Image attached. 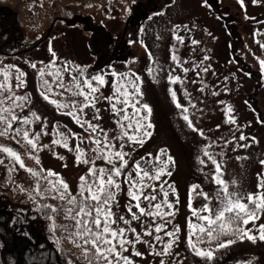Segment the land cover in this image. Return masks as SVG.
I'll return each mask as SVG.
<instances>
[{"label":"rangeland","instance_id":"rangeland-1","mask_svg":"<svg viewBox=\"0 0 264 264\" xmlns=\"http://www.w3.org/2000/svg\"><path fill=\"white\" fill-rule=\"evenodd\" d=\"M8 8L16 12V18L7 13ZM37 11H31L25 0H0V69L13 66L11 93L28 97L14 114L33 119L30 126L13 122V128L27 127L30 136L40 133L36 150L12 131L0 135V146L13 149L25 166L21 168L19 161L0 150L3 161L0 209L10 211L14 231L30 238L33 231L42 233L56 247L65 246L72 259L88 264L81 247L78 253L83 242L69 235L73 228L65 214L43 217L37 212L38 204L56 205L61 200L43 192L48 186L45 181H41L38 192V177L27 171L46 174L44 170H52L75 194L81 176H87L92 166L80 161L94 160L97 168L112 167L105 160L97 159V153L92 151L96 145L89 139L92 132L88 124L81 127L66 114L72 108H58L50 102L53 99L58 103L80 102L83 98L63 89L62 95L54 89L47 100L40 94L43 89L38 72L55 60L57 66L84 69L87 77L104 76V85L93 82L98 87L95 107H87L83 113L75 111L82 122L98 126L95 136L103 140L107 133L112 151L127 153L125 173L131 172L139 180L135 164L140 162L152 174V165L141 158H147L150 153L154 162L161 149L172 158L168 167L171 175L162 176L160 181H144L153 185L143 190L144 195L155 190L157 200L162 201L160 185L163 183L164 190L169 192L168 201L174 205L171 210L174 214L166 217L167 227L160 233L154 231L155 225L162 223L160 218L156 217L153 223L152 217L140 215L134 206L132 212L140 215V219L132 220L127 207L136 201L128 195L127 177L122 174L115 178L120 189L116 190L115 202L111 205L117 220L113 227L125 228L128 239H134L131 233L134 228L141 240L125 245L127 250L117 249L123 256L132 264H161V261L163 264H264V240L259 238L221 236L215 242L205 238L198 248L210 249L212 258L196 255L190 247L195 237L193 241L188 240L189 221L195 222L192 210L200 212L208 207L214 214L219 207L213 160L220 164V178L228 184V191L238 194L250 206L251 201L246 197L257 193L258 182L264 180V0H45ZM69 23L77 25L83 35L69 31L66 45L62 30ZM193 40L197 43L193 44ZM44 42L46 51L42 48ZM170 53L176 56L175 60L170 58ZM17 68L25 74L26 81V86L19 89L15 79ZM121 75L139 78L141 94L135 98L137 107L147 104L151 109L146 121L152 125L148 129L151 136L144 137L143 144L133 143L126 137L114 139L122 135L117 123L121 117L110 107L115 101L103 97L113 94L115 81ZM64 82L69 83L67 73ZM11 93L3 92L0 100H6ZM116 103L117 109L123 107ZM132 111L128 109L129 114ZM32 113L41 119L35 120ZM185 115L189 120L183 118ZM3 130L4 126L0 125V132ZM61 133L67 137L72 150L62 146L64 141L61 145L52 143L61 138ZM241 136L245 139L241 140ZM77 145L83 152L79 159ZM117 166H120L118 161ZM201 193L209 198L206 200ZM140 205L147 210L148 201L141 197ZM161 211L169 209L162 207ZM120 216L131 223L124 224ZM53 223L57 226L55 231ZM260 225H264V212L254 222L241 227L250 229L258 237ZM177 228L179 231L174 237L164 235L165 231ZM149 230L152 235H148ZM156 235L164 243L156 241ZM228 239L235 242L224 248L218 246ZM169 240L173 246L169 254H163L164 244ZM1 254L0 245V264Z\"/></svg>","mask_w":264,"mask_h":264},{"label":"snow or ice","instance_id":"snow-or-ice-1","mask_svg":"<svg viewBox=\"0 0 264 264\" xmlns=\"http://www.w3.org/2000/svg\"><path fill=\"white\" fill-rule=\"evenodd\" d=\"M180 43H183V37H180ZM193 44L197 43L195 40L192 41ZM174 47V46H173ZM55 55V53H53ZM170 58L175 60L176 56L170 53ZM264 63V61H262ZM32 68H36V64L31 65ZM13 66L9 65L3 69H0V94L5 91L11 93V71ZM207 69H205L206 71ZM17 81L16 87L22 88L26 86V81L23 79L25 74L18 68L15 70ZM151 71V69H149ZM67 73L69 76V83L65 84L64 74ZM75 73V75H73ZM38 74L41 77V95L44 99H49L50 94L53 93L54 89L56 94L62 95L60 92L63 89L66 92H70L74 97H82V101L77 102L76 100L70 103H58L57 100H51L50 102L56 105L58 108H72L73 111H68L66 114L72 116L81 127L85 123L88 124L91 129L92 135L89 139L96 145L92 151L97 153V159H103L108 164L112 165L111 169H106L104 167L97 168L95 166V161H89L88 159H83L82 163L89 164L87 176H81L79 190L76 194H72L69 190L66 182L59 177L58 174L54 173L52 170H44L46 174L41 172H34L32 169H27L34 176H37V188L38 192L41 191L40 183L41 181L47 182V188L43 189V192L54 194L53 198H58L64 201L61 208L57 209L52 205H43L42 207L48 208L51 213L56 214L62 212L65 216L72 221L73 231L69 232L70 236H74L82 240V255L88 264H132L128 257L122 255L121 251L117 249L127 250L125 245H130L133 243L141 242L140 235L136 233V230L131 229L134 239H128L126 235L125 228H114L113 225L117 223L115 214L111 210L112 203L115 202V192L120 189V184L115 179L120 177L122 174L127 177L128 182V195L132 200L136 201L135 205L129 204L127 207V212L131 214L132 220H139L140 215H145L153 218V223H155V218L159 217L162 223L156 224L154 231L160 233L167 227L166 217L173 215L171 211L174 207L172 203L168 201L169 192L164 190L165 185L161 183L160 191L163 194L162 201L157 200L155 190L147 195H144V189L153 187L151 184H145V179L149 181H160L162 176L171 175L168 171L169 164L172 163L171 156H167L163 149L160 150V154L155 157L153 162L151 159L152 154H148V157H142L141 160L147 159V162L152 165L154 172L150 174L149 170L142 168L140 162H136L135 169L139 175V180L133 178L131 172H124V168L127 166V160L125 156L127 153L123 151H112V144L107 139V133H104V139L101 140L94 134L97 131L98 126L91 124L89 121H81L77 110L83 113L84 109L87 107H95V102L98 98L95 93L98 91V87L93 85L96 82L97 85H104L105 80L103 75H93L91 77L85 76V70L82 68H72L71 66H57L56 61H50L45 68L40 69ZM115 75V73H113ZM51 77L47 79L45 77ZM171 79V78H170ZM178 79V77H177ZM121 81H126L121 83ZM132 91L129 92L128 89ZM141 94L140 91V81L139 78H131L130 75H121L117 77L115 81L114 92L111 96L103 97L107 101H115L111 103V109L116 113L117 116L121 117L117 123L121 128L122 135L114 139L123 140L125 137L133 143H144V137H150L151 132L148 131L152 127L150 123H146L148 120V114L151 109L147 104L142 105V107H137L136 97ZM173 96L175 93L173 92ZM28 97L27 95H16L11 93L6 100H0V125L4 126L3 132L0 135L12 131L15 135L21 136L33 150L37 149V140L39 139L40 133H35V135L30 136V132L27 127H16L13 128V122H19V124L24 126H30L33 123V119L27 116H18L14 114L16 108H22L23 104L26 103ZM123 105V107L117 109V103ZM8 106L5 107L4 105ZM177 107H180L177 104ZM131 108L133 111L129 114L128 109ZM146 110V112L144 111ZM142 112L144 114H142ZM121 113L123 115L121 116ZM32 117L35 120H40L41 118L35 113H32ZM186 121L189 117L185 115L183 117ZM96 119V117H93ZM126 122V123H125ZM234 123V120H230ZM191 124V121H189ZM104 132L103 129L100 130ZM47 134V133H46ZM60 139L54 140L52 143L56 145H61L66 149L69 148V144L66 142L67 137L64 133L60 134ZM241 140L245 139L244 136L240 137ZM103 144V147L101 145ZM44 147H47L46 145ZM123 147V145L121 146ZM0 150L9 156L13 157L16 161L20 162V167L24 168V164L20 156L10 147L0 146ZM76 152L79 156L83 154L79 145L76 147ZM208 156V153L205 152ZM161 156H166V159H161ZM212 159L211 156H208ZM117 161L120 166H117ZM3 161L0 160V164ZM39 163V160H37ZM201 163H204L201 160ZM215 164L216 172L214 173L215 179L214 183L218 186L217 200L219 202V207L215 210L213 214V209L204 207L197 212L195 209L192 210V215L195 217V222L189 221L191 233L188 236L192 251L198 255L205 258H212L213 252L208 249H200L198 245L204 241L205 238L209 240H219L221 236H238L240 239H250L264 240V225L259 226L258 237L251 234L250 229L242 228L241 225H247L250 222H254L259 218V213L264 212V180L258 182L257 193H250L246 197L247 200L251 201V206L243 202L238 194L230 193L228 191V184L220 178L221 167L220 164L213 160ZM264 163V161H262ZM142 173V175H140ZM195 187V186H194ZM174 191V190H173ZM207 200L209 197L207 194L201 193ZM141 197L145 201H148L147 210L145 207H141L140 200ZM136 207L139 210V214L132 212V207ZM162 207H167L168 212H162ZM207 213V214H201ZM52 219V217H49ZM119 220L124 224H129L131 221L125 219L124 216H120ZM203 222V223H201ZM53 230H57L55 223L52 225ZM179 229L172 231H165L164 235L167 237H174ZM148 235H152V230L148 231ZM155 240L161 243L163 239L160 235L155 236ZM233 239H228L226 243H219L220 248H224L229 244L234 243ZM173 246V241L169 240L163 247V254H169V250ZM160 255L161 253H156ZM136 255H140L139 252ZM163 264V261H161Z\"/></svg>","mask_w":264,"mask_h":264},{"label":"trees","instance_id":"trees-1","mask_svg":"<svg viewBox=\"0 0 264 264\" xmlns=\"http://www.w3.org/2000/svg\"><path fill=\"white\" fill-rule=\"evenodd\" d=\"M25 1L28 3L29 9L33 12L37 10L39 11L45 2V0ZM61 7H65V5H61ZM8 12L13 16V18H16L17 14L14 12V10H12V8H8L7 13ZM9 27V29H12L11 23H9ZM64 27L65 28L62 30V32L64 44L66 45L69 44L68 39L66 38V35L69 33V31H74L76 34L81 36L83 35L82 32H80L78 26L74 23H69ZM46 45L47 43L44 42L42 47L45 51ZM10 144L16 145L14 142H10ZM63 204L64 201H61L60 204L52 206L59 209ZM43 205L49 204L37 205V212L39 215L46 217L53 214L48 208L42 207ZM68 221L69 222L67 223L72 224L71 220L68 219ZM33 234V237L30 238L24 233L15 232L14 226L12 225V216L10 211H8V209H0V245L2 252L1 264H83L81 260L72 259L71 253L65 246L56 247L55 244L52 243L50 239H48L42 233H36V231H33ZM215 241L217 240H214L213 242ZM78 249V253H80V247H78Z\"/></svg>","mask_w":264,"mask_h":264}]
</instances>
